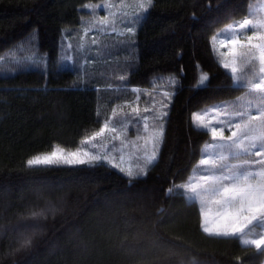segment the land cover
Wrapping results in <instances>:
<instances>
[{"label":"trees","instance_id":"trees-1","mask_svg":"<svg viewBox=\"0 0 264 264\" xmlns=\"http://www.w3.org/2000/svg\"><path fill=\"white\" fill-rule=\"evenodd\" d=\"M102 1L0 0V225L7 232L0 252L15 238L12 228L34 226L25 233L31 245L0 256V264H262L264 249L209 237L198 204L182 190L167 192L186 181L211 140L194 129L192 112L241 94L215 62L212 36L257 0H155L136 26L131 63L128 46L112 37L102 38L108 47L99 51L91 43L96 13L87 7ZM201 70L208 86L195 89ZM168 74L179 78L175 89ZM173 90L169 103L164 93ZM162 101L169 103L164 140L144 176L105 163L26 165L55 146L77 148L99 130L97 114L110 117L116 104L126 129L118 134L144 136L131 107L151 117ZM48 205L55 211L30 217Z\"/></svg>","mask_w":264,"mask_h":264},{"label":"snow or ice","instance_id":"snow-or-ice-1","mask_svg":"<svg viewBox=\"0 0 264 264\" xmlns=\"http://www.w3.org/2000/svg\"><path fill=\"white\" fill-rule=\"evenodd\" d=\"M122 3L123 0H115L113 8ZM154 3L155 0H137L130 18L127 12H113L110 19L106 9L105 14L96 19L93 25L95 31L90 36L91 43L98 46L96 50L108 47L102 38L112 37L118 45L128 46L131 63L136 26L144 21ZM116 37L121 38L116 40ZM217 40L225 51L218 52L213 47L215 62L225 69L231 90L243 95L237 96L235 100L212 103L192 112L191 124L194 129L205 135L210 134L211 140L203 143L198 162L191 170L192 174L185 182L169 187L167 192L171 194L174 189H180L184 199L199 205L200 228L209 237L238 238L242 245L264 249V17L254 19L246 13L242 19L228 23L226 28L212 36V41ZM80 47L83 49L85 46L81 44ZM65 59L70 61L72 58L69 56ZM77 75L80 73L77 72ZM119 79L124 80L125 76L121 75ZM168 80L173 89L179 86V78L175 74H168ZM208 80L209 74L201 70L192 87H207ZM131 90L137 92L136 88ZM174 94V90L164 93L169 103ZM135 100L139 101V96ZM169 103L162 101L161 108L154 111L151 117L142 115L138 106L131 107V113L136 114L133 119L149 133L146 139L151 149L150 152L145 149L143 164L138 166L137 171L129 170L126 173L129 177L146 175L149 167L156 162L169 115L163 109H167ZM150 111L152 109L149 107L143 109L145 113ZM121 112L120 104H116L110 117L102 118L98 113L97 122L101 124L99 130L81 141V144L91 145L92 148L104 144V153L97 155L80 148L65 153L64 148L56 147L45 155L27 159L26 165L62 163L67 166L95 167L102 164L108 160L110 153L119 151L125 143L118 134L126 131L125 117L121 116ZM131 113L127 115L130 116ZM213 113L214 116L210 115ZM149 120L152 121L151 124L148 123ZM226 129L229 135H225ZM106 133L116 134L106 139L120 141V144L112 143L108 147L104 139L100 140V144L92 143L98 138H104ZM119 170L125 171L123 168ZM53 211L54 206L48 205L43 209L32 210L30 217L39 219ZM31 227L34 226H27ZM27 228L23 232L20 228L10 230L15 238L9 242L7 252H0V256L11 257L31 245L30 236L25 234ZM0 232L7 234L3 225H0Z\"/></svg>","mask_w":264,"mask_h":264},{"label":"rangeland","instance_id":"rangeland-1","mask_svg":"<svg viewBox=\"0 0 264 264\" xmlns=\"http://www.w3.org/2000/svg\"><path fill=\"white\" fill-rule=\"evenodd\" d=\"M114 3H115V0H105V1L99 2V3L94 4V5H90V7H87V10H89V11H91V10L93 11V9H95L94 13H96V15H92V17H91V20L89 22L90 23V27L88 28V32H90L91 30L95 29L93 27V25H94L97 17H99V16H97V14H101L100 16H103L105 14V10L107 9L109 11L110 19H111V13H113V12H115V13L127 12L128 13L130 10L134 11L135 8H136L137 0H123L122 5L113 8V4ZM97 5H101V6L97 7ZM100 12H102V13H100ZM248 14L254 19H259V18L264 17V0H257L255 2V4L251 8H249ZM223 29L219 30L218 32L222 31ZM212 42H213V45L217 49L218 52L225 51V49H223L220 46L219 40L212 41ZM242 95L243 94L241 93L239 96H242ZM235 99L236 98H234L232 100H235ZM210 115L214 116V113L210 114ZM148 134L149 133L147 132L144 136L137 137V138L133 137L132 139H127V140L124 139L123 137H121V139L124 140L125 143L121 146L119 151L110 153L109 157H108V160L103 162V163L108 164L111 167H113L112 166L113 164L116 165L113 168L118 170V171H120L119 170L120 168H123L125 171L122 172V173H124V174H126L129 170H132L134 172L137 171L138 170V166H142V164H143L142 157L144 155L145 149H148L149 152H150V149H151V145L146 139ZM229 134L230 133L226 129L225 130V135H229ZM110 135H116V134L106 133L104 138H98L97 141H93L92 143L100 144V140L104 139L106 145L108 147H111V144L116 142V141L107 140L106 137H108ZM56 147H59V146L53 147V149H51L50 151L54 150ZM77 148H80L81 150H89L90 152H92L94 154H97V155H100V154H102V153H104L106 151V147H105L104 144H100V146L98 148H92L91 145L80 144ZM77 148H73V149H65L64 148V150H65V153H67V152H71V151H76ZM47 153H43V154H39V155H45ZM256 159H259V158H256ZM56 165H64V164L60 163V164H56ZM32 166H47V165H32ZM198 207H199V205H198ZM243 246H251V247L255 248L252 245H243ZM257 250H260V249H257ZM262 264H264V261H263Z\"/></svg>","mask_w":264,"mask_h":264}]
</instances>
